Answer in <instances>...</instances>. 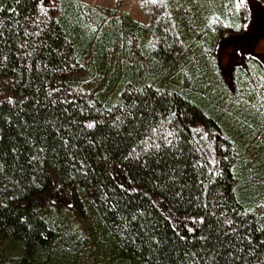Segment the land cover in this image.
Here are the masks:
<instances>
[{
  "label": "trees",
  "instance_id": "1",
  "mask_svg": "<svg viewBox=\"0 0 264 264\" xmlns=\"http://www.w3.org/2000/svg\"><path fill=\"white\" fill-rule=\"evenodd\" d=\"M137 1L0 0V264H264V67L216 56L248 7Z\"/></svg>",
  "mask_w": 264,
  "mask_h": 264
},
{
  "label": "rangeland",
  "instance_id": "2",
  "mask_svg": "<svg viewBox=\"0 0 264 264\" xmlns=\"http://www.w3.org/2000/svg\"><path fill=\"white\" fill-rule=\"evenodd\" d=\"M249 10V19L243 33L226 35L217 47V61L222 77L233 90V72L244 64V58L252 56L264 67V7L256 0H243ZM92 7L113 8L119 5L121 11L131 14L138 22L147 24L143 7L137 0H84Z\"/></svg>",
  "mask_w": 264,
  "mask_h": 264
}]
</instances>
